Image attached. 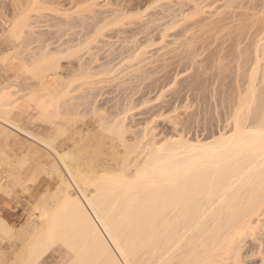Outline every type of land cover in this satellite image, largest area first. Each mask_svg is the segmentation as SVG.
<instances>
[{"label": "rangeland", "instance_id": "1", "mask_svg": "<svg viewBox=\"0 0 264 264\" xmlns=\"http://www.w3.org/2000/svg\"><path fill=\"white\" fill-rule=\"evenodd\" d=\"M29 1L0 0V92L10 95L6 126L13 130L0 132V203L19 208L0 206V217L14 227L11 234L0 228V264H15L26 242L21 231L38 221L60 181L52 146L73 151L86 171L113 170L124 148L108 127L121 119L131 144L153 135L157 141L214 137L230 130L252 69L258 89L252 116L264 112V0H42L44 6L32 8ZM26 8L21 43L8 29ZM42 57L50 62L34 64ZM51 102L58 116L40 107ZM259 224L261 231L223 264H263L264 218ZM73 258L57 241L36 264Z\"/></svg>", "mask_w": 264, "mask_h": 264}, {"label": "bare ground", "instance_id": "2", "mask_svg": "<svg viewBox=\"0 0 264 264\" xmlns=\"http://www.w3.org/2000/svg\"><path fill=\"white\" fill-rule=\"evenodd\" d=\"M28 3L29 8L43 5L42 0ZM26 11L8 29L21 43L29 26ZM45 62L48 57L34 64ZM252 71L249 92H242L243 98L239 93L230 130L214 137L190 140L177 134L157 141L152 134L148 142L131 144L121 119L108 127L124 148L120 167L90 171L78 164L73 151L61 153L49 141L61 165L54 163V169L62 175L40 207L38 221L21 231L26 242L13 262L36 264L57 241L73 251L68 264H223L226 255L232 258L239 243L261 231L264 218V112L252 114L257 104ZM33 90L30 94L36 95ZM5 92H0V132L11 134L10 95ZM52 102L39 106L58 116L57 102ZM0 228L7 234L14 230L2 217ZM50 235L58 238L55 243H49Z\"/></svg>", "mask_w": 264, "mask_h": 264}, {"label": "crops", "instance_id": "3", "mask_svg": "<svg viewBox=\"0 0 264 264\" xmlns=\"http://www.w3.org/2000/svg\"><path fill=\"white\" fill-rule=\"evenodd\" d=\"M10 205H11V204H10V201H9V200H8V202H7L6 205L0 203V206L3 207L4 210H7V211H13V210L16 211V210H17V211H18V209H19L18 207L12 208Z\"/></svg>", "mask_w": 264, "mask_h": 264}, {"label": "snow or ice", "instance_id": "4", "mask_svg": "<svg viewBox=\"0 0 264 264\" xmlns=\"http://www.w3.org/2000/svg\"><path fill=\"white\" fill-rule=\"evenodd\" d=\"M57 237L55 235H50L49 236V243H55L57 241Z\"/></svg>", "mask_w": 264, "mask_h": 264}]
</instances>
